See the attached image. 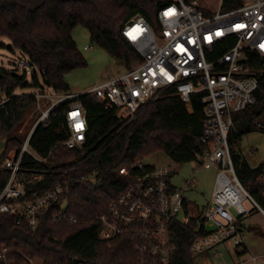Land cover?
I'll return each mask as SVG.
<instances>
[{
    "label": "built area",
    "instance_id": "obj_1",
    "mask_svg": "<svg viewBox=\"0 0 264 264\" xmlns=\"http://www.w3.org/2000/svg\"><path fill=\"white\" fill-rule=\"evenodd\" d=\"M225 1L220 0L219 8L208 15L202 10L200 0H171L158 14L161 31L145 16H135L126 23L123 34L136 47L142 61L84 92L93 93L106 108L114 109L125 124L161 97L177 95L191 109L193 95L204 92V141L210 146L197 154L194 161L200 167L216 168L217 176L205 211L199 212L198 218L203 222L198 229L202 233L191 245L194 264H214L224 254L219 247L233 246L232 242L237 249L241 248L239 254L246 251L242 223L252 211L245 206V198L252 199L264 215V162L255 178L259 190L254 193L238 173L230 141L234 115L257 101L260 76L264 75V69L256 68L257 61L264 60V0H234L230 9L222 7ZM19 65L29 67L31 72L44 73L29 60H22ZM35 96L42 112L24 137L21 149L8 151L3 159L5 149L0 154V170L10 172L0 192V212L32 228L43 223L45 212L52 206H60L63 213L69 204L71 187L76 184L55 177L61 169H33L23 165L26 154L48 162L52 153L40 156L32 148L34 129L48 121L57 106L68 101V137L62 144L82 148L88 131L87 115L78 95L36 91ZM45 99L52 101L47 108L42 106ZM6 100L3 94L0 105ZM2 139L7 138L2 135L0 121V142ZM134 166L140 171L132 176V183L99 215V237L112 241L125 239L141 264H172L177 248L172 228L175 222L183 221L182 211L188 216L185 192L195 178L179 187L171 181L174 172L168 166L145 164L142 159ZM198 170L195 169L196 173ZM120 172L130 175L127 167H122ZM48 176L54 179L50 181ZM58 217L56 214L55 218ZM68 219L77 221L73 216ZM7 252L8 248H0L4 264H11ZM262 258L264 255H253L250 260L264 264Z\"/></svg>",
    "mask_w": 264,
    "mask_h": 264
},
{
    "label": "trees",
    "instance_id": "obj_2",
    "mask_svg": "<svg viewBox=\"0 0 264 264\" xmlns=\"http://www.w3.org/2000/svg\"><path fill=\"white\" fill-rule=\"evenodd\" d=\"M170 1L0 0V36L9 37L13 46L27 54L37 69L44 70L41 74L45 85L58 92H69L67 74L87 65L73 37L78 24L89 29L93 41L132 68L135 62L142 61V56L124 36L123 28L135 16L143 15L161 31L158 14ZM200 2L208 15L217 9L206 0ZM234 2L226 0L222 7L230 9ZM256 68L264 69V60L257 61ZM2 71L0 99L6 94L7 100L0 105V121L2 135L7 139L1 159L10 149H21L24 136L16 133L18 128L24 124L31 129L40 115L30 113L37 105L35 92L16 93L20 86L29 84L26 75L20 76L5 68ZM37 72H33V83L41 86ZM203 94L193 95L191 109L177 95L161 97L149 103L127 124L93 93L79 94L77 99L83 103L88 121L87 138L82 148L62 144L68 137L69 102L57 106L48 121L36 126L30 143L40 156L52 152L49 161L42 162L26 154L23 165L33 169H61L55 177L76 184L71 187L67 209L62 213L60 206H52L45 212L43 223L36 228L25 222L17 223L14 216L0 212V248H8L7 260L11 264H31L30 258L40 259L42 264H141L125 239L112 241L99 237V215L106 212L110 202L132 183V176L140 171L134 166L137 160L163 150L175 162L183 163L195 160L197 154L210 146L204 141ZM51 103L50 99H45L42 106L47 108ZM27 116L31 118L29 122ZM234 121L231 145L240 139L243 131L264 126V75L260 76L257 101L237 112ZM233 151L242 181L257 193L255 178L259 167H251L239 152ZM122 167L130 169V175L121 173ZM9 176V171L0 170V192ZM52 179L54 176H48V180ZM189 204L186 201V212ZM69 216L77 221H70ZM199 222V218L187 216L174 223L172 239L177 248L172 264H194L191 245L202 233L198 229ZM4 262L0 254V264Z\"/></svg>",
    "mask_w": 264,
    "mask_h": 264
},
{
    "label": "rangeland",
    "instance_id": "obj_3",
    "mask_svg": "<svg viewBox=\"0 0 264 264\" xmlns=\"http://www.w3.org/2000/svg\"><path fill=\"white\" fill-rule=\"evenodd\" d=\"M206 1L215 8H219L220 3L218 1ZM73 37L85 56L87 65L76 68L67 74L66 79L70 85L69 92H58L42 82V74L40 72L37 73L42 85L36 86L33 83V72L28 71L29 67H22L19 65V62L22 60H30L29 56L15 48L9 37L0 36V68L8 69L20 76L26 75V81L29 83L28 85L20 86L16 90V93L23 94L34 93L36 91H47L52 92L54 95L58 94L61 96L66 93L79 95L87 92L106 79L124 73L129 69L125 60L114 56L105 47L93 41L90 31L86 26L78 24L73 30ZM85 46H89V48L85 49ZM138 64L139 63L135 62L132 67H136ZM143 109H141L139 113ZM30 110V113L33 111L35 115L42 112V109L37 105L35 107L33 106ZM25 118H27V122L31 119L30 117L28 118V116ZM27 128L28 126H24L23 124L18 128L16 133L25 137L27 133L30 132V129ZM20 129H23V132L20 131ZM234 130L235 126L232 131V136ZM0 145L1 154L6 148V141L2 139ZM232 148L239 152L251 167H259L264 162V126L250 131H243L240 139L232 144ZM142 161L145 164L165 165L171 168L174 172L171 181L179 187L185 186L186 181L195 178L191 187L186 190L185 198L198 212H200V214L204 213L205 206L209 202L214 190L217 176L216 168L208 169L200 167L194 160L183 163L175 162L163 150L143 158ZM195 169H199L197 173ZM244 204L252 211V214L242 223L245 229L244 247L246 251L243 254H238V250L240 251L241 248L237 249L233 242V246L222 245V247L219 248L224 254L222 257L215 259L213 261L214 264H236L240 262H242V264H254L250 261L253 255H264V215L256 209V205L252 199L248 197L245 198ZM231 211L236 215L235 210ZM185 218L186 213L182 211L180 219L185 220ZM199 221L201 222H199L198 228L202 226V218H199ZM262 262H264V260H262ZM30 263L42 264V261L40 259L30 258Z\"/></svg>",
    "mask_w": 264,
    "mask_h": 264
},
{
    "label": "water",
    "instance_id": "obj_4",
    "mask_svg": "<svg viewBox=\"0 0 264 264\" xmlns=\"http://www.w3.org/2000/svg\"><path fill=\"white\" fill-rule=\"evenodd\" d=\"M4 74H3V71L2 69L0 68V78L3 77ZM188 216L190 218H193V219H196L199 217V212L197 211V209L193 206V205H189L188 206Z\"/></svg>",
    "mask_w": 264,
    "mask_h": 264
},
{
    "label": "crops",
    "instance_id": "obj_5",
    "mask_svg": "<svg viewBox=\"0 0 264 264\" xmlns=\"http://www.w3.org/2000/svg\"><path fill=\"white\" fill-rule=\"evenodd\" d=\"M189 205H190V204H189ZM189 205H188V206H189ZM238 254H239V253H238ZM242 254H243V253H242ZM262 260H263V258H262ZM248 261H249V260H248ZM250 261H251V260H250ZM251 262H253V261H251ZM253 263H254V262H253Z\"/></svg>",
    "mask_w": 264,
    "mask_h": 264
}]
</instances>
